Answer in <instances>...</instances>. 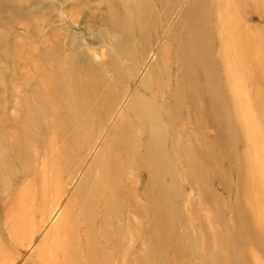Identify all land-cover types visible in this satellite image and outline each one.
<instances>
[{"label": "rangeland", "instance_id": "rangeland-1", "mask_svg": "<svg viewBox=\"0 0 264 264\" xmlns=\"http://www.w3.org/2000/svg\"><path fill=\"white\" fill-rule=\"evenodd\" d=\"M187 1L0 0V264L31 263L30 255L42 241L44 230L57 219L61 206L72 196L80 171L76 166L85 168L92 159L96 148H91L82 159L72 156L70 160L73 159L74 169L71 176L60 175L62 188L56 185L52 187L48 182L49 160L55 151L64 146L62 131L71 133L81 131V127H84L81 124L82 118H73L78 106L68 102L73 95V83L79 80V84H85L87 78H90V81L96 80L95 74L98 71L103 74L102 78L108 80L112 78L113 73L116 75L117 72H122L130 93L140 88V78L145 74H141L144 63L148 59L154 62L156 58H161L158 52L167 42V39L164 40L166 34L174 36L171 42H168V46L172 44L174 47L177 44V27L181 25L182 31H187V38L192 40V31L184 29V22L182 24L181 21ZM204 1H207L212 11V19L209 18L214 36L212 59L199 48L195 58L201 60L204 56L206 60L196 63L197 68L200 66V73L190 84L195 83L200 92L202 89H206L205 93L212 91L210 113L217 116H228L232 113L233 125L228 121L223 125L213 121L212 125L207 124L206 128L212 131H209L212 134V143L216 142L212 147L206 145L201 137H192L187 152H182L183 156L185 155L182 162L183 168H186L185 161L190 160L194 180L188 178L181 168L176 171L164 168L161 180L168 185L176 174L182 178L178 182L179 185L191 180L193 188L183 187L186 193L183 192L182 199L177 201L180 205L182 201L188 204L194 201L199 205L200 201H205V195L203 198L201 193L211 194L212 191V219H216L214 223L220 227L217 206L236 203L247 205L259 198L258 201H263L264 204V117L261 119L255 110L256 101L264 104V76L260 80L261 83L253 87L255 82L250 62L253 57L249 54L253 48L235 59L241 62L237 63L236 72L231 76L227 59L232 60L234 57L229 53L220 55L222 42L218 38L220 31L215 22L217 18L224 19L234 13L250 30L257 29L259 35L264 34V6L261 5L264 0H229L227 6V0H222L218 6H215V0ZM126 26H129L130 33L126 31ZM223 37L225 44H228L227 37ZM258 39L257 41L260 40ZM241 40L238 48L240 52L245 49V40ZM182 43L187 45L184 41ZM260 45L264 51V41H260ZM172 55L173 51L169 50L166 57ZM112 57L120 64L116 68L117 72L108 65ZM245 70L246 72H243ZM188 73L189 70L184 74L189 76ZM165 79L167 80L164 77ZM236 79L243 83L241 88L245 96L235 94L231 82ZM230 92L234 94L236 104H233L234 100H229ZM252 93H256L257 97ZM190 106L188 101L183 105L186 108ZM121 107L122 104L116 106L114 114L102 120L103 123L96 120L91 124L90 146L94 147L96 143L100 145L108 137L115 122L114 117ZM203 108L205 109V106ZM246 108L249 114L251 112L252 118L255 112V125L247 126L244 122ZM29 110L35 111L40 117L37 122L25 117ZM70 110L72 120L66 125L65 116ZM59 121L66 127L60 128L59 131L54 130V123ZM200 126L201 129H196L195 125L192 130L205 134L207 131L203 124ZM248 128L250 132L258 130L259 135H252L250 138ZM230 129L232 133L224 138L226 133L231 132ZM22 138L26 140L25 145L22 144ZM70 144L73 145L72 142ZM197 145L202 146L204 153L206 150H212V165L202 167L201 163L197 162ZM166 148L174 163L173 153L170 152L171 137L168 138ZM252 160L256 164L254 177L260 178L258 187L252 182ZM248 180L252 182L251 185ZM48 183L50 185H47ZM55 193L57 197L60 194V200H55ZM166 201L168 202L167 199ZM56 202L59 205H56ZM260 213L261 211L257 215L263 217V212ZM227 218L232 220V210L227 212ZM234 220L235 232L243 239L248 235L246 224L240 218ZM257 223L264 228V221L261 222L258 218ZM190 225L187 224L186 228L190 229ZM213 226L216 227L214 224ZM32 234L34 236H31ZM189 241L193 245V240ZM138 245L139 243L131 252L130 258L138 250ZM111 249L112 247H109V250ZM251 249L252 264H264V248L255 245ZM221 251L223 254L220 255L222 258L219 261L220 264H225L230 246ZM190 256L191 253L185 258L189 259ZM104 264H110L108 257H105Z\"/></svg>", "mask_w": 264, "mask_h": 264}, {"label": "bare ground", "instance_id": "bare-ground-1", "mask_svg": "<svg viewBox=\"0 0 264 264\" xmlns=\"http://www.w3.org/2000/svg\"><path fill=\"white\" fill-rule=\"evenodd\" d=\"M228 1H225L226 6ZM214 2L215 6H218L222 0ZM254 4L257 5L256 2ZM208 5L204 0L187 1L181 21L182 24L184 22V29L192 31L190 33L192 40L187 38V31H182L181 25L177 27L175 35L177 44L174 47L172 44L168 46V42H171L174 36L166 34L164 40L167 39V42L158 52L161 58H156L154 62L148 59L144 63L141 74H145L140 78V88L132 93L127 89L128 84L124 83L123 73L117 72L116 68L120 64L114 57L108 61L109 67L117 72L116 75L113 73L111 79L102 78L103 74L98 71L95 74L96 80L90 81V78H87L85 84H79V80L73 83V95L68 102L78 106L73 118L74 120L82 118L81 124L84 127H81V131L71 133L62 131L64 146L55 151L49 160L48 182L52 187L56 185L62 188L60 175L71 176L74 169L73 159L70 158L74 156L82 159L91 148L96 149L85 168L80 169V165L76 166L80 171L72 196L61 206L57 219L46 231L44 230L42 241L30 255L31 263L27 264H104L105 257H108L110 264H220L219 259L222 258L220 255L223 254L221 249L227 250L229 246V257L225 264H252L251 248L255 245L264 248V228L257 223L258 218L261 222L264 221V204L263 201H258L260 198L247 205L236 203L230 206H217L220 227L214 223L216 219H212V191L211 194L201 193L203 198L205 195V201H200L204 206L196 205L194 201L189 204L182 201L181 205L177 203L182 199L183 192L186 193L184 186L193 188L190 180H194L191 162L185 161L186 168H183L182 162L185 158L182 152H187L192 137H201L206 145L212 147L216 142L212 143V131L206 128L207 124L212 125L213 121L223 125L228 121L233 125L232 113L228 116L210 113L212 91L205 93L206 89H202L200 92L195 83L190 84V81L200 73V66L197 68L196 63L206 60L204 56L201 60L195 58L199 48L212 59L214 36L212 22L211 27L209 25L212 11ZM229 11L228 8L227 12ZM234 15L233 13L224 19L217 18L215 22L216 28L220 31L218 38L222 42L220 55L224 53L233 55L232 60L227 59L233 76L237 63L241 62L235 59L253 48L249 54L253 57L250 62L255 87L261 83L260 80L264 76V51L260 45V41H264V34L259 35L257 29L250 30L241 22L243 20L240 21ZM126 31L131 32L129 26H126ZM223 35L227 37L228 44H225ZM241 39L245 40L243 45L245 49L240 52L238 48ZM183 41L187 43L186 46ZM169 50L173 51V55L166 57ZM187 70L189 76L184 74ZM164 77L167 80H164ZM237 80L231 82L236 91L234 93L241 97L245 96L241 88L243 83ZM253 95L257 97L256 93ZM222 99L226 101L224 97ZM229 100H234L233 104L237 103L231 92ZM186 101L191 104L189 108L183 107ZM121 104L122 107L114 117L115 122L108 137L100 145L96 143L94 147L90 146L91 124L96 120L103 123L102 120L111 117L116 106ZM263 105L262 102H255V110L261 119L264 117ZM68 112L65 116L66 125L72 120L71 110ZM25 117L35 122L40 118L33 110L27 111ZM253 118L246 108L244 122L247 126L255 125L254 122L257 121ZM201 124L207 132L195 133L192 129L195 125L196 129H201ZM62 127L66 126L60 121L53 125L57 131ZM248 132L250 138L252 135H259L258 130L250 132L248 128ZM231 133L232 130L226 135L222 133V138L223 135L226 138ZM170 137L172 146L170 152L173 153L174 163L169 158L166 148ZM24 138L21 139L23 145L26 143ZM201 148L202 146L197 145L195 150L199 159L197 162H200L202 167L212 165V150H206L204 153ZM252 165L254 167L252 182L258 187L260 178L254 177L256 172L254 161ZM247 167L249 168V165ZM164 168L175 171L181 168L190 179L184 181V185H179L178 182L182 178L176 174L167 185L161 180ZM252 182L248 180L249 185ZM49 183L47 185H50ZM53 195L57 197L56 193ZM58 197L55 200H60ZM190 200L192 201L191 197ZM56 205H59L58 202ZM231 210L232 220L227 218V212L230 213ZM259 211L263 212V217L257 215ZM237 216L246 224L248 235L243 239L235 232L234 218L237 221L239 219ZM189 223L191 227L187 229L186 225ZM213 224L217 228H214ZM33 234L31 236L35 235ZM189 239L193 240V245ZM138 243V250L130 258ZM109 247L112 249L109 250ZM190 253L191 256L186 259Z\"/></svg>", "mask_w": 264, "mask_h": 264}]
</instances>
